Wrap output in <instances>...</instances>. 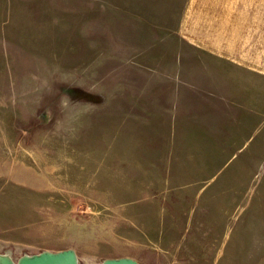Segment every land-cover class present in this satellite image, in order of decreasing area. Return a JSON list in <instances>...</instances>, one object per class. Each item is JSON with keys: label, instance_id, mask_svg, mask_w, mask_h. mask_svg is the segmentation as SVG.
<instances>
[{"label": "rangeland", "instance_id": "1", "mask_svg": "<svg viewBox=\"0 0 264 264\" xmlns=\"http://www.w3.org/2000/svg\"><path fill=\"white\" fill-rule=\"evenodd\" d=\"M185 1L0 0V253L264 264V81L194 98Z\"/></svg>", "mask_w": 264, "mask_h": 264}, {"label": "crops", "instance_id": "2", "mask_svg": "<svg viewBox=\"0 0 264 264\" xmlns=\"http://www.w3.org/2000/svg\"><path fill=\"white\" fill-rule=\"evenodd\" d=\"M175 33L180 71L188 86L197 87L194 98L201 86H211L213 114H230L220 103L231 96L245 102L251 93L231 88L222 72L254 84L264 81V0H186ZM208 72L217 77L216 83L211 85Z\"/></svg>", "mask_w": 264, "mask_h": 264}, {"label": "water", "instance_id": "3", "mask_svg": "<svg viewBox=\"0 0 264 264\" xmlns=\"http://www.w3.org/2000/svg\"><path fill=\"white\" fill-rule=\"evenodd\" d=\"M0 264H79L76 252L71 249L58 251L42 250L32 254H22L13 259L6 253H0ZM99 264H139L130 257L105 258Z\"/></svg>", "mask_w": 264, "mask_h": 264}]
</instances>
